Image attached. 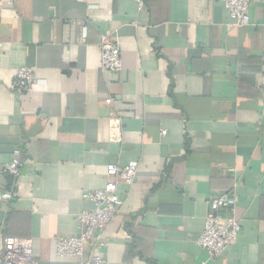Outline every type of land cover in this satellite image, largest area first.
<instances>
[{"label": "crops", "instance_id": "0c3cea01", "mask_svg": "<svg viewBox=\"0 0 264 264\" xmlns=\"http://www.w3.org/2000/svg\"><path fill=\"white\" fill-rule=\"evenodd\" d=\"M251 17L236 25L224 0H0V194L13 195L0 250L30 238L40 264H75L56 237L78 233L108 164L137 162L102 231L105 264H264V0ZM103 36L120 48L115 73ZM23 66L41 80L25 94L11 87ZM225 192L241 230L210 260L197 241Z\"/></svg>", "mask_w": 264, "mask_h": 264}, {"label": "built area", "instance_id": "2783aa9c", "mask_svg": "<svg viewBox=\"0 0 264 264\" xmlns=\"http://www.w3.org/2000/svg\"><path fill=\"white\" fill-rule=\"evenodd\" d=\"M254 0H224V5L236 25H247L252 22L251 6ZM102 68L115 73L122 68L119 46L107 36L101 41ZM41 82L36 76L34 67H20L11 84L16 92L30 93L36 83ZM164 133V131H163ZM21 149L14 151L12 159L5 164V172L18 178L22 172ZM138 172V163L126 165L110 163L106 167L108 180L102 188L88 190L83 199L89 207L83 208L78 214L79 231L73 235L56 237V254L59 258L71 257L75 264H105L103 249L107 242L102 238V231L111 223L122 206L123 201L117 194L121 183L132 185ZM6 201L13 195L10 191L0 194ZM236 204V195L225 192L209 200L210 211L206 217L205 227L198 244L207 253L210 260L219 257L228 246L237 240L241 225L233 214H224ZM92 243V252L85 256V249ZM0 264H40L35 257L33 241L30 238L6 235L2 238ZM201 264H207L203 261Z\"/></svg>", "mask_w": 264, "mask_h": 264}]
</instances>
